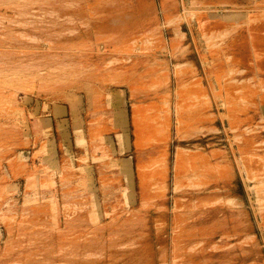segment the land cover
<instances>
[{"label":"rangeland","instance_id":"374dc122","mask_svg":"<svg viewBox=\"0 0 264 264\" xmlns=\"http://www.w3.org/2000/svg\"><path fill=\"white\" fill-rule=\"evenodd\" d=\"M0 264H264V0H0Z\"/></svg>","mask_w":264,"mask_h":264},{"label":"crops","instance_id":"0c3cea01","mask_svg":"<svg viewBox=\"0 0 264 264\" xmlns=\"http://www.w3.org/2000/svg\"><path fill=\"white\" fill-rule=\"evenodd\" d=\"M251 40V39H250ZM189 86H195V87H197V88H202L201 87V85L197 82V80H195V82L193 83V84H191V85H189ZM73 127H74V122H73ZM73 129H75V130H81V128L80 129H76V128H73ZM76 132V131H75ZM81 132V131H80ZM80 132H76L77 133V136L79 135L80 136V134H78V133H80ZM120 134V133H119ZM77 138V140L76 141H78V137H76ZM136 140H137V137H136V139H135V143H136ZM119 144V151L120 152H124V151H126L128 148H129V139L127 138V137H125L124 138V144H123V146H122V142H121V144L120 143H118ZM136 145H137V143H136ZM113 149V148H112ZM111 149V150H112ZM123 150V151H122ZM93 158V157H92ZM100 157H96V159H99ZM128 160V163H129V159H127Z\"/></svg>","mask_w":264,"mask_h":264},{"label":"bare ground","instance_id":"6f19581e","mask_svg":"<svg viewBox=\"0 0 264 264\" xmlns=\"http://www.w3.org/2000/svg\"><path fill=\"white\" fill-rule=\"evenodd\" d=\"M179 152H180V150H179ZM179 152L177 153V156H176V158H179L180 157V154H179ZM142 169V168H141ZM140 169V170H141Z\"/></svg>","mask_w":264,"mask_h":264}]
</instances>
